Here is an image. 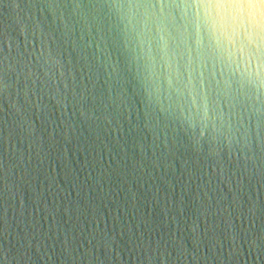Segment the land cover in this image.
Instances as JSON below:
<instances>
[{
    "label": "water",
    "instance_id": "obj_1",
    "mask_svg": "<svg viewBox=\"0 0 264 264\" xmlns=\"http://www.w3.org/2000/svg\"><path fill=\"white\" fill-rule=\"evenodd\" d=\"M136 3L0 0V264H264V91L206 59L201 122L180 0ZM225 3L221 36L258 23Z\"/></svg>",
    "mask_w": 264,
    "mask_h": 264
},
{
    "label": "clouds",
    "instance_id": "obj_2",
    "mask_svg": "<svg viewBox=\"0 0 264 264\" xmlns=\"http://www.w3.org/2000/svg\"><path fill=\"white\" fill-rule=\"evenodd\" d=\"M157 3H161V0H157ZM172 3L175 4L176 0H172ZM136 4L139 7V0ZM220 5H226L225 0H180L177 6L180 9L182 23L177 25L175 19L171 21L176 33V47L181 57L185 54L184 50L189 48V25L194 33L196 57L193 65V57L191 50H189L186 69L189 71L187 92L192 105L198 107L200 120L204 123L209 121L210 112L212 113L211 120L215 121L217 118L216 108L219 107V103L210 100V96L204 91L202 83L200 90H197L191 73H199L205 67L206 59L215 61L222 76L228 73L238 77L241 87L247 83L256 87L258 91H264V0H258L259 11L256 16L258 23L249 30H242L227 38L214 30L209 22L210 17L215 16ZM160 15H164L163 10H161ZM122 23L129 29L135 28V18L129 19L126 15L122 17ZM202 27L207 30L206 40L201 35ZM166 30L164 21H159L157 31L165 32ZM161 41L167 47L164 36H161ZM224 82L229 87L231 86L228 79H224ZM198 96L199 101L197 100ZM187 119L191 123L192 118L188 117Z\"/></svg>",
    "mask_w": 264,
    "mask_h": 264
}]
</instances>
